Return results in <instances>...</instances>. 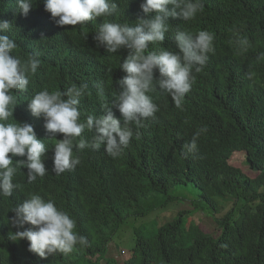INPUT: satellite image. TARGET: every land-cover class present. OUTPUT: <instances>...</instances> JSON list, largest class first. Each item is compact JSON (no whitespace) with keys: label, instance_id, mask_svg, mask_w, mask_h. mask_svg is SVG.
I'll list each match as a JSON object with an SVG mask.
<instances>
[{"label":"clouds","instance_id":"clouds-1","mask_svg":"<svg viewBox=\"0 0 264 264\" xmlns=\"http://www.w3.org/2000/svg\"><path fill=\"white\" fill-rule=\"evenodd\" d=\"M203 6L202 0H0V264H62L60 258L82 248L91 251L87 264L108 255L105 264H167L143 248L155 227L141 223L177 197L166 193L150 204L154 211L126 213L92 246L68 208L81 196L115 202L117 173L148 161L149 147L176 141L175 134L220 108L222 116L185 146L194 152L201 133L242 112L227 100L241 94L225 97L210 74L219 57L217 34L194 22ZM9 12L53 43V60L69 68L66 86L54 74L43 85L36 78L39 54L23 62L12 55L17 43L3 33L21 25L1 16ZM235 43L246 51L249 42ZM189 219L180 211L158 228L174 222L187 232L194 226ZM126 224L138 225L131 252L113 245Z\"/></svg>","mask_w":264,"mask_h":264},{"label":"trees","instance_id":"trees-1","mask_svg":"<svg viewBox=\"0 0 264 264\" xmlns=\"http://www.w3.org/2000/svg\"><path fill=\"white\" fill-rule=\"evenodd\" d=\"M202 3L203 10L194 22L217 34L213 55L219 57L210 74L225 97L241 94L227 100L233 104L231 109L242 112L217 131L201 133L194 152H188L185 146L198 130L222 116L220 108L205 116L197 128L175 134L176 141L162 148L161 143L149 147L145 153L151 157L148 161L135 160L131 168L117 173L119 184L111 193L115 202L106 197L86 202L81 196L79 202L69 206L75 213L72 217L77 230L87 238L88 246L100 242L109 231L120 226L126 213L141 215L143 209L152 212L159 197L174 188H191L199 192L193 200L189 198L190 202L197 211L211 212L219 234L215 237L194 226L185 232L178 223L171 222L150 231L151 238L143 248L167 264H264V0H202ZM11 8L8 4L3 6V10ZM1 16L21 25L3 33L17 43L12 55L23 62L29 54H39L41 64L36 78L43 85L54 74L66 86L68 81L64 78L69 68L53 60V43L31 29L25 20L14 19L10 12ZM237 37L248 40L246 51L235 43ZM234 150L246 152L244 161L256 173L254 178L228 164ZM225 206L226 213L216 217ZM87 255L91 251L82 248L59 262L87 264Z\"/></svg>","mask_w":264,"mask_h":264},{"label":"rangeland","instance_id":"rangeland-1","mask_svg":"<svg viewBox=\"0 0 264 264\" xmlns=\"http://www.w3.org/2000/svg\"><path fill=\"white\" fill-rule=\"evenodd\" d=\"M244 159H245L244 152H236L233 153L228 158V163L231 166L240 169L245 175H247L249 178L252 179L256 176V173L248 169ZM197 192L199 191L192 190L191 188L172 189L171 191L168 192L169 196L177 197L179 200L175 203L161 206L158 210V213L149 218H146L144 222L141 223V226L145 230H152V228H150L151 226L158 227L159 225L165 224L168 221L172 220L178 212L185 211L190 217L189 221L192 220V222L194 223V227H196L197 229L199 228L201 231H203L206 234H210L216 237L219 234L220 230L216 225V222H214V220L212 219V216L209 215V213L211 212L208 210L197 211L196 207L193 206L189 201L181 202L185 198H191V200H193L194 197H197L196 196ZM162 197L163 196L159 197V201L162 199ZM227 209L228 207L225 206L219 213H216L215 216L222 217L226 213ZM127 225L128 224L122 226L115 233L113 245L117 249H124L127 252H131L134 246L133 236L135 233L132 228H135L138 225L129 226V227H127ZM126 233L128 236H126ZM111 257H112L111 255H108L106 259L102 260L101 263L105 264V262L107 260H110ZM122 257L123 259H125V256Z\"/></svg>","mask_w":264,"mask_h":264}]
</instances>
